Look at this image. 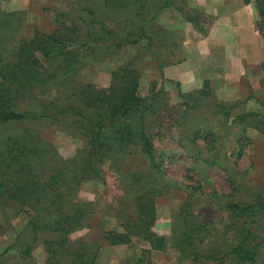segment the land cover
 I'll return each instance as SVG.
<instances>
[{"label": "rangeland", "instance_id": "obj_1", "mask_svg": "<svg viewBox=\"0 0 264 264\" xmlns=\"http://www.w3.org/2000/svg\"><path fill=\"white\" fill-rule=\"evenodd\" d=\"M232 1L233 7L229 3ZM250 1L249 6L255 0ZM166 2L168 5H164ZM241 2L244 0H0V9L15 12L20 19L18 24L22 26L17 34L27 38L38 30L53 31L57 19L64 14L76 21L83 18L89 25L97 21L92 24L96 25L94 30L101 29L97 17L103 19L114 30L102 32L107 42L120 38L133 23L137 26L145 20L153 37L150 43L142 39L113 48L98 59H88L80 70V78L85 82L108 87L113 71L129 63L139 71L142 84L148 86L143 94L157 96V112L149 116L148 122L156 165L152 166L139 146H132L133 152L115 151L101 165L105 181L91 178L77 190V200L90 201L95 206L89 208L92 211L84 225L72 231L69 238L93 246L91 249L97 250L95 264H195V254L186 247L189 244L181 243L187 230L184 217L203 225L194 234L199 250L226 252L233 240L232 225L236 220L217 205V199L256 204L258 196L264 193V133L256 127L253 114L240 118L241 114L264 112V85L260 83L252 89L244 66L236 67L233 62L241 60L239 54L247 45L253 48V43L246 35L243 38L228 33L227 21L219 24L217 15L220 9L221 15L228 16L227 11ZM180 8L190 14L199 28L183 17ZM155 11L159 12L156 18ZM245 14L239 17H246ZM94 36L83 35L90 41ZM250 52L244 61L250 62ZM250 88L252 94L248 96ZM55 94L53 86L37 84L18 107L38 110ZM224 104L229 106L228 110L222 107ZM38 130L43 140L64 158L84 145L82 136L49 121L38 124ZM150 185L163 188L156 200L152 229L167 238V247L150 250V242L139 235L127 244L104 242L105 232L123 231L129 219L136 216L135 198ZM185 203L190 205L183 210ZM251 219L248 215L247 221ZM26 220L24 215L15 220V229ZM252 223L254 236L250 244L258 249L254 264H264V212ZM14 234L0 233V252L14 242ZM45 238L32 243L30 255L22 256L13 249L1 264H56V259H50ZM182 246L188 249L184 254ZM222 264L237 263L228 260Z\"/></svg>", "mask_w": 264, "mask_h": 264}, {"label": "trees", "instance_id": "obj_2", "mask_svg": "<svg viewBox=\"0 0 264 264\" xmlns=\"http://www.w3.org/2000/svg\"><path fill=\"white\" fill-rule=\"evenodd\" d=\"M164 5H168L167 2ZM254 6L256 27L264 38V0H255ZM180 12L199 28L188 12L181 8ZM158 15L155 11L153 17ZM64 16L67 18L64 14L57 19L58 25L53 31L38 30L27 38L17 34L22 25L18 24L20 19L16 13L0 9V233L15 232L14 242L0 252V264L13 249L19 250L22 256L30 255L32 243L44 237L50 259H56V264H95L97 250L91 249L93 246L89 247L84 240L69 238L72 231L84 225L95 206L93 202L76 199L78 188L91 178L105 181L101 165L111 159L115 151L119 154L125 150L133 152L130 148L139 146L152 166L156 165L148 122L149 116L157 112V96L143 94L148 86L142 84L139 71L129 63L122 64L113 71L108 87L80 78V70L88 59H98L113 48L136 44L142 39L150 43L153 37L148 33L146 20L137 26L133 23L120 38L107 42L102 32L109 29L114 33V30L103 19L97 17L101 29L94 30L95 20L89 25L83 18L76 21ZM83 35H95L94 40ZM162 67L160 64L161 70ZM262 70L264 74V63ZM37 84L53 86L54 99L38 110L18 107L20 100L29 98L27 94ZM222 107L229 108L227 104ZM251 114L256 119V127L264 133V112L245 113L240 118ZM42 121L82 136L83 147L64 158L52 144L43 140L38 130ZM162 191V187L150 185L139 192L135 198L136 216L129 219L123 231L105 232L103 241L112 245L127 244L132 242L133 236L139 235L150 242V250L165 249L167 238L152 229L156 200ZM189 205L185 203L183 210ZM217 205L236 220L229 249L226 252L199 250L194 234L200 232L203 225L190 222L187 217H184L187 230L181 243L189 244L184 246L195 254V264H211L212 261L222 264L228 260L254 264L258 249L250 244L254 236L252 222H257L258 214L264 212V193L258 196L256 204L218 198ZM22 215L27 220L21 228L15 229L13 223ZM248 215H251L250 221H247ZM181 249L182 254L188 251L183 246Z\"/></svg>", "mask_w": 264, "mask_h": 264}, {"label": "crops", "instance_id": "obj_3", "mask_svg": "<svg viewBox=\"0 0 264 264\" xmlns=\"http://www.w3.org/2000/svg\"><path fill=\"white\" fill-rule=\"evenodd\" d=\"M229 3L230 5H232V7L234 6L233 1ZM250 3L251 1L246 3L244 0V2H241L238 6L236 5V7L234 8L231 7L229 9L230 11H227L228 16L221 15L223 13L219 9L217 15H219L218 17L219 24L222 21H227L226 29L228 33L240 34L243 38L246 35L248 38L251 39L250 41L253 43V48L247 45L244 51L239 54L242 59L241 60L237 59L233 62L236 65V67H238L241 64L244 66L243 72L249 75V79H250L249 82L252 85V89H257L260 83L264 85V74L262 70V64L264 63V38L256 27L257 17H255L256 10L254 6V2H252L253 6L250 5L251 7L249 6ZM220 8L223 9L227 7L226 6L223 7V5H221ZM244 12L246 13L245 14L246 17H243V18L239 17V15L243 14ZM237 18H240V19H237ZM221 29L222 28H220L217 32H220ZM255 43L258 44V47L256 46ZM249 52L252 53L251 54L252 59L250 60V62H247V60L244 61ZM238 71L240 72L239 69ZM254 83H258V84H254ZM247 93H248V96L252 94L251 88L248 89Z\"/></svg>", "mask_w": 264, "mask_h": 264}]
</instances>
